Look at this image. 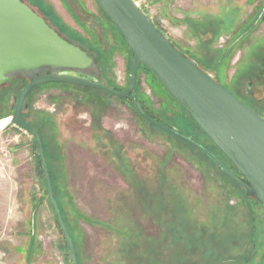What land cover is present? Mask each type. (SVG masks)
Segmentation results:
<instances>
[{"label":"rangeland","instance_id":"1","mask_svg":"<svg viewBox=\"0 0 264 264\" xmlns=\"http://www.w3.org/2000/svg\"><path fill=\"white\" fill-rule=\"evenodd\" d=\"M23 1L94 57L106 86L126 88L132 54L93 0ZM135 1L264 118V0ZM20 91L0 88V119L13 114ZM135 92L161 124L222 158L147 69ZM28 102L78 264H264V207L193 147L143 121L130 101L44 87ZM37 156L30 135L0 132V264H72Z\"/></svg>","mask_w":264,"mask_h":264},{"label":"water","instance_id":"2","mask_svg":"<svg viewBox=\"0 0 264 264\" xmlns=\"http://www.w3.org/2000/svg\"><path fill=\"white\" fill-rule=\"evenodd\" d=\"M93 1L132 54L127 86L121 91L101 83L95 59L66 40L23 0H0V88L16 79L26 81L17 95L11 125L30 135L36 143L47 199L72 264H78L76 252L55 201L40 136L23 119L33 88L59 83L98 90L119 99L129 98L139 116L205 155L243 188L246 197L264 207V118L183 55L156 29L152 18L135 0ZM141 66L150 71L238 175L193 138L184 137L145 115L134 93Z\"/></svg>","mask_w":264,"mask_h":264},{"label":"trees","instance_id":"3","mask_svg":"<svg viewBox=\"0 0 264 264\" xmlns=\"http://www.w3.org/2000/svg\"><path fill=\"white\" fill-rule=\"evenodd\" d=\"M103 13V12H102ZM105 16V15H104ZM45 20V19H44ZM109 21V20H108ZM47 22V21H46ZM110 22V21H109ZM48 23V22H47ZM51 27H53L50 23H48ZM154 26L156 27V25L154 24ZM53 28H55V27H53ZM56 29V28H55ZM157 29V28H156ZM57 30V29H56ZM157 30H159V29H157ZM58 31V30H57ZM59 32V31H58ZM159 32L160 33H162L160 30H159ZM241 38V37H240ZM80 48H82V47H80ZM83 49V48H82ZM85 50V49H84ZM86 51V50H85ZM181 52V51H180ZM182 53V52H181ZM183 54V53H182ZM184 55V54H183ZM187 57V56H186ZM94 58V57H93ZM96 61V60H95ZM96 63H97V61H96ZM197 64V63H196ZM97 65H98V63H97ZM99 66V65H98ZM142 68H144V69H146L145 67H143V66H141L140 68H139V70L140 69H142ZM200 68V67H199ZM100 69V68H99ZM201 69V68H200ZM139 70H138V72H139ZM148 70V69H147ZM149 71V70H148ZM138 72H137V75H138ZM150 72V71H149ZM156 79V78H155ZM100 80H101V77H100ZM157 80V79H156ZM101 83H103L102 81H101ZM12 84H16V87H17V89L18 90H21L25 85H26V81L25 80H22V79H16V80H14L13 82H12ZM104 84V83H103ZM105 85V84H104ZM44 87H57V88H61V87H63V88H72V89H74V90H82V91H95V92H101V91H98V90H94V89H90V88H84V87H81V86H74V85H68V84H56V83H52V84H47V85H44V86H41V87H37V88H33L31 91H30V93H32L33 91H35V90H37V89H43ZM164 88V87H163ZM226 89V88H225ZM116 90V89H115ZM117 91V90H116ZM167 92V91H166ZM230 92V91H229ZM29 93V94H30ZM101 93H104V92H101ZM134 93H135V100L139 103V105H140V107H141V109L143 110V112L145 113V115L148 117V118H150L151 120H153V121H155V122H157V123H159L160 125H162V126H164V127H167V128H170V129H173V128H171V127H168V126H166V125H163V124H161L160 123V121H158L157 119H156V117L154 116V114L152 113V111H150L148 108H146V106L144 105V103H143V101H141L140 99H138L137 97H136V92H135V89H134ZM168 93V92H167ZM231 93V92H230ZM29 94H28V97H27V101H28V99H29ZM106 94V93H105ZM108 96H111V95H109V94H107ZM168 95H169V93H168ZM170 96V95H169ZM171 97V96H170ZM172 98V97H171ZM173 99V98H172ZM126 100H128V101H130V99L129 98H127ZM174 100V99H173ZM175 101V100H174ZM29 103V102H28ZM130 103H131V101H130ZM177 104V103H176ZM178 105V104H177ZM131 106L133 107V105H132V103H131ZM179 106V105H178ZM247 106H249L250 108H252L255 112H257L259 115H261L256 109H254L253 107H251L250 105H247ZM180 107V106H179ZM133 109H134V107H133ZM180 109H181V111L182 112H184L185 114H187L181 107H180ZM27 110V109H26ZM26 110H25V112H26ZM25 112H23V119L26 121V114H25ZM136 113V112H135ZM137 114V113H136ZM138 115V114H137ZM139 116V115H138ZM262 116V115H261ZM139 117H141V116H139ZM263 117V116H262ZM141 119L143 120V121H145L147 124H149V125H151L150 123H148L144 118H142L141 117ZM189 119L191 120V118L189 117ZM27 122V121H26ZM191 122L194 124V122L191 120ZM30 126H31V128H33L36 132H37V134L40 136V134H39V131L37 130V129H35V127L32 125V124H30V123H28ZM153 126V125H152ZM194 126L196 127V128H198L195 124H194ZM154 127V126H153ZM93 128H95V129H99V127L97 128L96 127V125L95 126H93ZM199 129V128H198ZM200 130V129H199ZM174 137V136H173ZM206 137V136H205ZM176 138V137H175ZM41 139V138H40ZM178 139V138H177ZM178 140H180V139H178ZM180 141H182V140H180ZM41 142H42V140H41ZM183 142V141H182ZM33 143H34V145H36V143L34 142V140H33ZM183 143H185V142H183ZM189 145V144H188ZM42 146H43V150H44V155H45V159H46V164H47V168H48V163H47V161H48V159L46 158V151H45V147H44V145L42 144ZM191 146V145H190ZM214 146V145H213ZM192 147V146H191ZM215 147V146H214ZM36 148H37V146H36ZM194 148V147H193ZM206 148V147H205ZM195 149V148H194ZM217 149V148H216ZM196 150V149H195ZM208 150V149H207ZM218 150V149H217ZM198 151V150H197ZM219 151V150H218ZM38 152V151H37ZM199 152V151H198ZM200 153V152H199ZM219 153H221L220 151H219ZM201 155H203L202 153H200ZM223 155V154H222ZM204 156V155H203ZM206 157V156H205ZM225 157V156H224ZM207 158V157H206ZM208 159V158H207ZM209 160V159H208ZM211 161V160H210ZM213 163V162H212ZM37 164H38V167H39V172H40V174H41V172H42V174H43V171H42V167H41V165H40V161H39V157L37 156ZM219 169V168H218ZM49 172V171H48ZM220 172H222L221 170H220ZM223 173V172H222ZM224 174V173H223ZM225 175V174H224ZM228 179L231 181V179L228 177ZM237 184V183H236ZM238 185V184H237ZM52 189H53V194L55 193L54 192V188H53V186H52ZM54 197H55V201H56V203H57V205H58V207H59V210H60V212H61V215H62V211H61V208H60V205H59V203H58V201L56 200V196H55V194H54ZM63 216V215H62Z\"/></svg>","mask_w":264,"mask_h":264},{"label":"flooded vegetation","instance_id":"4","mask_svg":"<svg viewBox=\"0 0 264 264\" xmlns=\"http://www.w3.org/2000/svg\"><path fill=\"white\" fill-rule=\"evenodd\" d=\"M193 140H194V138H193ZM195 141V140H194ZM199 145H201V144H199ZM203 148H205V146L204 145H201ZM206 149V148H205ZM207 150V149H206ZM208 151V150H207ZM210 152V151H209ZM211 153V152H210ZM213 154V153H212ZM214 155V154H213ZM220 155L222 156V158L221 157H219L218 155L217 156H215L224 166L226 165V167L228 168V169H230L233 173H235L236 175H238L237 173H236V171H234V169H233V167H232V165L230 164V162L220 153ZM205 156V155H204ZM212 162V161H211ZM227 163V164H226ZM238 187H240L242 190H243V188L240 186V185H238ZM244 191V190H243ZM245 193V192H244ZM246 196V195H245Z\"/></svg>","mask_w":264,"mask_h":264},{"label":"built area","instance_id":"5","mask_svg":"<svg viewBox=\"0 0 264 264\" xmlns=\"http://www.w3.org/2000/svg\"><path fill=\"white\" fill-rule=\"evenodd\" d=\"M11 126V117H4L0 119V132L6 131Z\"/></svg>","mask_w":264,"mask_h":264}]
</instances>
